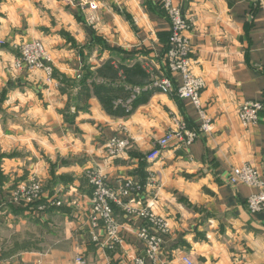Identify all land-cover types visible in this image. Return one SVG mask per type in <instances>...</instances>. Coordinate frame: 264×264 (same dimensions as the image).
Returning <instances> with one entry per match:
<instances>
[{"label":"crops","instance_id":"1","mask_svg":"<svg viewBox=\"0 0 264 264\" xmlns=\"http://www.w3.org/2000/svg\"><path fill=\"white\" fill-rule=\"evenodd\" d=\"M175 1L190 25L192 73L204 80L200 101L208 132L200 131L204 119L197 108L173 92L144 89L124 110L128 114L111 115L89 86L105 83L96 74L106 63L115 74L108 87L124 100L127 82L144 88L156 75L181 83L163 60L169 23L159 0H0V264H77L79 256L84 264H132L144 256L136 235L144 221L119 204L113 207L114 248L101 246L103 229L99 242L88 234L89 169L115 188L133 177L142 191L140 204L131 205L147 206L166 224L157 232L161 251L146 264H186L183 257L193 264H264V209L246 206L264 186L227 182L233 167L249 164L264 183V4ZM33 39L44 42L53 73L85 77L86 100L84 86H63L54 76L48 81L24 66L13 69L18 45ZM254 101L263 108L256 123L244 126L238 109ZM176 122L196 139L147 161ZM114 138L128 148L108 157L106 145ZM32 176L42 181V202L59 198L60 206L32 214L7 202L9 191Z\"/></svg>","mask_w":264,"mask_h":264},{"label":"built area","instance_id":"2","mask_svg":"<svg viewBox=\"0 0 264 264\" xmlns=\"http://www.w3.org/2000/svg\"><path fill=\"white\" fill-rule=\"evenodd\" d=\"M244 1H248L254 6L264 4V0ZM159 3L169 23L168 40L163 60L168 71L180 77L181 83L175 86L170 78L152 75L148 86L131 89L129 93H132V95L126 100H117L114 103V107L121 106L125 111H129L133 100L144 89L158 90L163 93L173 92L177 97L189 100L197 108L198 113L204 119L200 131L208 132L211 128L210 121L205 117L200 101V92L205 86L204 80L192 73V60L190 58L192 50L189 39L185 35L190 25L182 18L180 8L175 0H159ZM19 53L18 60L14 62L15 68L20 69L24 66L31 72L42 71L47 76V80H50V57L40 43L24 42L19 45ZM262 108V103L258 101L245 102L238 109V119L244 126L253 125L256 123L258 112ZM197 136L198 134L192 130H188L184 123L176 122L173 129L168 130L156 141L154 147L146 155V159L149 162H154L159 158L162 151L170 145L190 144ZM106 146L108 155L114 157L126 151L128 142L114 138ZM87 178L91 185V197L89 199L90 222L93 227H96L100 223L99 227H103L106 237L101 242V246L111 248L119 241L117 235L118 224L115 220L111 203L119 204L128 215L142 218L144 221V224L138 228L136 234L144 244V256L134 257L132 264H146V259L155 260L162 247V240L157 235V232H165L166 224L161 218H156L147 206L136 208L131 205V203L140 204L138 195L142 191L141 184L128 176L123 178L120 185L115 188L100 172L95 170L88 171ZM227 182L233 186L239 184L258 188L264 186L258 170L249 164L233 167L228 174ZM38 193V185L31 180L13 193V201L18 204H22V199L27 202H37L39 201ZM125 198H128L127 203L123 201ZM246 206L251 212L263 210L264 193L259 192L247 197ZM93 239L99 242L98 234L94 235ZM76 261L78 262L79 259L77 258ZM183 261L186 264H193L187 257H183Z\"/></svg>","mask_w":264,"mask_h":264},{"label":"rangeland","instance_id":"3","mask_svg":"<svg viewBox=\"0 0 264 264\" xmlns=\"http://www.w3.org/2000/svg\"><path fill=\"white\" fill-rule=\"evenodd\" d=\"M61 1H63V2H69L70 0H68V1H66V0H61ZM24 42H38V43H40L41 44V46L43 47V49H45V51H47V49H46V46H45V44H44V42L41 40V39H33V40H31V41H23L22 43H24ZM22 43H20L19 45H21ZM19 45H18V51H19ZM20 54V53H19ZM47 54L49 55V53H48V51H47ZM50 57V56H49ZM19 58V57H18ZM18 58H17V60H18ZM51 59V58H50ZM51 63V62H50ZM49 63V65H50V68H51V75L50 76H53V67H52V65ZM13 69H17V68H15L14 67V63H13ZM79 76H81V74L79 75ZM47 77V76H46ZM110 83V81H106V83ZM131 82H134V81H131ZM59 87V86H58ZM143 86H141V85H134L133 87H129L128 88V90L130 91L131 89H134V88H142ZM130 95H132V93H130ZM126 98H128V97H126ZM124 100L125 99V97H123V98H116L112 103H113V106H114V103L117 101V100ZM118 107H120V108H122L121 106H118ZM170 129H173V128H170ZM169 129V130H170ZM112 140V139H111ZM156 143V142H155ZM153 148V147H152ZM151 151V150H150ZM149 151V152H150ZM148 152V153H149ZM147 153V154H148ZM107 154H108V150H107ZM146 154V155H147ZM108 157H111V156H109L108 155ZM115 157V156H114ZM88 171H93L92 169H89V170H86L85 171V176H86V179H87V182H88V184H89V186H90V189H91V185H90V183H89V181H88V178H87V173H88ZM104 176V175H103ZM105 177V176H104ZM106 178V177H105ZM131 178H133V177H131ZM31 180H33V182H35V184H37L38 185V187H39V193H38V197H39V201H37V202H34V201H31V202H27V201H25V200H21V202H22V204H18V203H16L15 201H13V199H14V197H13V193L14 192H16V191H18L19 189H21L22 187H23V185H25V184H27V183H29ZM42 196H43V184H42V181L40 180V179H38L37 177H35V176H32L31 178H29L28 180H26V181H21V182H19L17 185H15L10 191H9V194L7 195V202L9 203V204H13V205H17V206H21L22 208H24V210H26V211H29V212H32V214H35V213H38V212H43L44 210H46L49 206H60L61 205V200L59 199V198H53L51 201H49L48 203H45V202H42ZM90 197H91V193H90V195H89V199H90ZM111 205H112V207H114V205H116L115 203H111ZM115 216V215H114ZM88 222H89V224H90V229L88 230V234L91 236V238H92V240H94L93 239V236L94 235H96L97 234V230L98 229H103V227L101 226V227H99L101 224L100 223H98V225L96 226V227H93L92 226V223L90 222V213H89V217H88ZM115 246H113L112 248H114ZM77 258L79 259V261L77 262L76 260H77ZM76 259H75V261H76V263L77 264H84L85 262H84V260H83V258L82 257H77Z\"/></svg>","mask_w":264,"mask_h":264},{"label":"trees","instance_id":"4","mask_svg":"<svg viewBox=\"0 0 264 264\" xmlns=\"http://www.w3.org/2000/svg\"><path fill=\"white\" fill-rule=\"evenodd\" d=\"M167 40H168V37H167ZM166 46H167V44H166ZM138 66H139V64H136V63L133 64V72L132 73L135 74V71L138 68ZM112 68L113 67H111L108 63H106V65L104 66V69L102 68V71H99L96 74V76H98V77L100 76V78L105 83H97L94 80H92L91 83L89 84V86L94 88V95L97 96L98 100L100 101V103L102 104L103 108L107 111L108 114L115 115V114L119 113L120 111H122L124 114H128V113L124 112L123 108L114 107L113 106L112 102L117 97L118 98H122L121 96H123V95L118 93V92H114L113 90H111V88L108 87L109 83L108 82L106 83V81L112 82L113 79H114V77H110V75H115L114 74V70H112ZM53 76L55 78H57L59 80V84L62 83L63 86H68V85L74 86V85H78V84L80 86H84V88L86 86H88L87 84L84 83L85 82L84 81L85 77L79 78L78 80H74V79L70 80V79H66L65 76H63V75H59L57 72H54ZM147 81L150 82V80H147ZM127 83L129 85V87H133L134 85H141V84H134V83L133 84H129V82H127ZM83 90H85L84 99L86 100V98L88 97L89 93H88L87 88H85Z\"/></svg>","mask_w":264,"mask_h":264}]
</instances>
